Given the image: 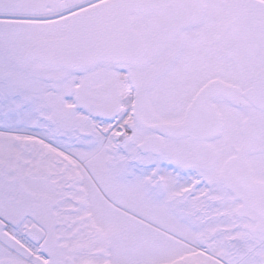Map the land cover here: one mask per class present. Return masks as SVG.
I'll return each mask as SVG.
<instances>
[{
    "label": "snow or ice",
    "instance_id": "obj_1",
    "mask_svg": "<svg viewBox=\"0 0 264 264\" xmlns=\"http://www.w3.org/2000/svg\"><path fill=\"white\" fill-rule=\"evenodd\" d=\"M0 264H264V0H0Z\"/></svg>",
    "mask_w": 264,
    "mask_h": 264
}]
</instances>
